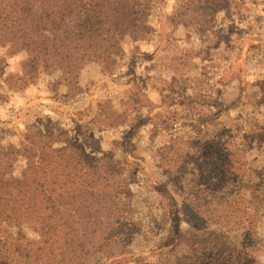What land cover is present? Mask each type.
<instances>
[{
    "label": "rangeland",
    "instance_id": "1",
    "mask_svg": "<svg viewBox=\"0 0 264 264\" xmlns=\"http://www.w3.org/2000/svg\"><path fill=\"white\" fill-rule=\"evenodd\" d=\"M147 23L149 38L125 39L114 68L87 64L77 83L38 69L34 83L19 85L33 56L0 45L1 148L25 146L35 128L91 156H127L126 168L138 171L125 201L127 255L110 264H156L172 248L181 254L192 238L175 247L176 228L195 233L203 221L224 217L198 211L202 200L193 198L224 193L223 168L213 158L221 149L205 156L206 143L219 138L234 147L239 169L224 168L239 187L257 183L264 164V143L247 140L258 128L264 133V0H161ZM25 165L17 159L15 177ZM259 184L264 195V177ZM257 216L251 250L264 264V205Z\"/></svg>",
    "mask_w": 264,
    "mask_h": 264
},
{
    "label": "trees",
    "instance_id": "2",
    "mask_svg": "<svg viewBox=\"0 0 264 264\" xmlns=\"http://www.w3.org/2000/svg\"><path fill=\"white\" fill-rule=\"evenodd\" d=\"M160 1L0 0V45L33 56L22 65L25 74L17 76L19 85L34 83L38 69L59 71L66 82L73 83L87 64L114 68L123 57L125 39L137 42L149 38L153 30L147 21ZM102 126L111 128L113 124ZM31 130L25 146L0 147V264H110L125 260L126 240L132 231L125 201L138 171L126 168L127 156L122 161L91 156L70 142L64 147L55 145L59 139L49 142L37 129ZM250 137L258 139L257 144L264 143L260 128L247 140ZM233 148L219 138L200 148L205 156L221 149L213 158L223 168L218 180L225 188L220 197L210 193L214 199L193 197L202 200L198 211L225 218L211 217L203 221L202 229L197 226L195 233L176 228L171 235L175 247L180 238L189 235L190 243H185L187 248L181 254L172 248L169 258L156 264H258L251 248L257 215L264 205L259 184L264 164L257 183L239 187L240 180L226 173L228 167L234 172L239 169L240 155L235 156ZM20 157L26 165L18 178L13 173ZM237 175L242 178V172ZM212 224L216 230L202 232Z\"/></svg>",
    "mask_w": 264,
    "mask_h": 264
}]
</instances>
